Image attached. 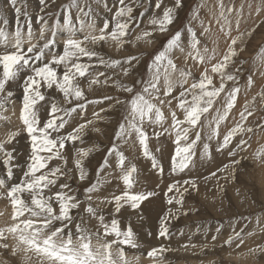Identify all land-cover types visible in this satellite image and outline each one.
Segmentation results:
<instances>
[{"label":"snow or ice","instance_id":"snow-or-ice-1","mask_svg":"<svg viewBox=\"0 0 264 264\" xmlns=\"http://www.w3.org/2000/svg\"><path fill=\"white\" fill-rule=\"evenodd\" d=\"M16 2L17 0H10L13 6ZM55 2L56 0H39L41 11H45L50 3L55 4ZM99 2L100 0H97V3ZM116 2L120 7L116 8L112 17L115 21L114 28L110 27L108 21L97 28L93 21L87 24L88 31H85V18L90 16L91 6L88 5L89 10L85 12L79 7L77 0H72L71 7L77 8V11L82 14L76 17L80 23L79 28L73 25L70 6L64 5L63 10L66 15L63 23L57 18L55 12L48 13L49 17L54 18L51 26L43 16H40L37 22L43 21V23L37 35L29 20L26 30L17 27L11 50L0 52V127L4 128V139L0 140V161L6 169L5 175L0 177V199L8 201L11 207V223L0 228V250L7 252L11 249L12 256L23 253L24 264H32L33 260L35 264H132L128 250H139L143 244L138 241L131 224L122 229L115 215L122 210L136 212L145 201L156 196L157 192L155 190L133 191L137 183L138 169L135 163L129 161L121 148L124 145L134 148L138 144L143 157L150 160L152 169L156 170L161 179L164 177L163 165L149 148L150 136L144 128L145 122L159 126L160 130L156 131L154 128L152 133L156 139L162 135L174 136L175 150L169 170L172 176L184 173L186 170L191 171L195 168L197 159L212 160V149L208 142L203 143V151L197 156L196 146L204 140L216 139L218 144L215 151L218 153L227 149L228 156L232 158L230 163L204 177L205 180L217 179L218 192L225 191V186L219 183L220 179L229 183L236 179L237 166L243 159L235 158L237 150L246 152L250 146L251 135L257 130L264 131V124H258L255 127L244 126L255 112L254 107L250 108V104L255 103V97H253L251 102L245 101L243 110L239 113L240 120L228 129L220 140V125L229 118L236 107L238 96L242 94L238 74L243 72V62L232 71L228 69L230 65L236 63L235 58L238 54L245 50L238 45L243 42L245 35L250 37L251 31L255 29L248 33L240 32L243 5L237 11L234 5L229 7L224 4V0H217L218 15L214 16L215 24L219 26V31L223 33L228 43L222 59L212 63L216 60L217 50L215 47L210 49L202 39L211 32V21L208 27L204 26L203 20L200 21L202 31L199 34L189 24L186 31L190 38L186 40H182L183 32L177 31L167 41L164 49L152 58L148 65L147 80L141 77L133 84L112 83L111 86L117 91L128 93L130 98L121 100L118 97L108 96L104 99L112 101V108L121 104L128 105L129 111L123 121L118 124L114 134V141H119V144L114 142L108 149L103 163L96 172V182L84 189V200L71 194L70 184L66 182L58 184L59 180L69 176V173L73 171L67 168L68 158L62 154L61 150L68 144L82 142L85 130L96 121L102 120L101 112L105 111L103 108L100 112L94 111L95 119H87L73 127L71 131L63 132L73 114L83 116L89 104L102 102L88 99L82 87V81L86 82L88 91H92L94 86H108L113 78L102 71L94 73L93 68L121 67L123 77H128L131 74L133 62H138V57L134 55L124 58L123 61L119 59L105 61L99 56L95 46L111 43L117 51H120L127 44H131L132 47H136L141 41L151 44L154 31L167 32L168 26L173 23L176 9L182 6L181 0H175L173 6L163 7L161 16H154L149 20V24L154 26L153 31L145 30L135 34L134 39H128L132 24L138 20V17L133 16L134 9L126 3V0H116ZM163 4L164 0H158L155 8L161 9ZM104 6L107 8L106 2ZM248 6L252 7L251 4ZM15 11L19 17L21 10L15 8ZM261 11L260 7L256 8L257 15ZM233 12L237 14L234 27L232 20L229 19ZM143 15V13L140 14L141 17ZM193 19H199L198 12H194ZM136 27H139L138 23ZM233 31L237 35L233 36ZM0 37L7 42L8 37L2 29H0ZM59 42L63 43V54H54L52 50ZM212 43L216 42L212 41ZM4 46L7 48V43ZM176 52L181 54L186 52L183 63L188 65L190 59L193 62L192 66L178 67L173 58ZM82 58H87L89 63L81 62ZM94 59L97 64L91 63ZM124 64L128 67H123ZM259 64L260 67L247 76L246 90L253 87L255 83L253 77L257 71L264 76V70H262L264 69V49H261ZM192 68H199L198 78L195 77ZM176 73L178 78L174 79ZM100 77L105 78L101 80ZM190 78L193 82L185 87ZM217 79L218 83L214 82ZM161 81H163L162 84ZM15 82H20L22 88V106L17 117L22 128L8 127L11 124V116L16 115L15 110H11L10 115L5 114L9 112L6 105L14 103L11 100L14 92L10 85ZM177 89H179L178 96L174 95ZM51 90L60 94V101L50 94ZM222 94H224L223 104L217 107ZM258 95L264 103V92ZM173 100L178 101L176 109L182 113L183 119L173 109L168 114L171 124L164 127L168 119L164 113V106L171 109ZM42 109L48 113V119L44 122L40 117ZM206 128L210 131L204 135ZM93 130L100 131L99 128H93ZM21 132L26 133L30 140V163L27 164V170L23 172V178L13 182L14 156L6 145L11 144ZM133 136H135L134 140ZM237 137L239 139H236ZM233 140H236L235 146L230 147ZM92 151V148L86 150L78 148L75 151L73 166L80 182L88 178L84 160ZM156 151L159 152L160 149L157 148ZM42 153L48 155H41ZM113 156L114 161L109 159ZM54 159L62 161L63 167L57 165L49 168V164ZM255 159L257 163L264 165V146L256 151ZM109 168L112 171L107 177L101 179V173ZM108 177L122 182L123 190L119 194H112L110 197L99 195L103 185L111 183ZM198 190L196 180L190 177L174 180L167 185L164 192L167 205L179 207L176 209L169 207L167 214L161 218L159 237L168 238L169 218H178L177 212L183 215L189 214L184 208V195ZM170 193L177 195H169ZM237 195H239L238 189ZM100 205L112 206L113 218L110 221H106ZM3 215L4 213L0 212V216ZM92 221H96L94 226L91 224ZM256 225L261 226L259 216L256 217ZM243 231V228L240 231H234L223 240L220 246L231 247L235 243L237 248L241 247L245 243ZM216 232L219 233L220 228H217ZM254 234L249 233V235ZM148 235L150 236L151 233ZM10 237L15 244H9ZM211 239L216 242L218 237L214 235ZM183 247L187 248L189 245H183ZM191 247L196 245L193 244ZM163 251L164 249L152 248L147 251L146 258L154 259L159 252ZM249 252H264V248L249 249ZM131 255L139 264L143 253L132 252Z\"/></svg>","mask_w":264,"mask_h":264},{"label":"rangeland","instance_id":"rangeland-1","mask_svg":"<svg viewBox=\"0 0 264 264\" xmlns=\"http://www.w3.org/2000/svg\"><path fill=\"white\" fill-rule=\"evenodd\" d=\"M105 2L107 3V8L104 6ZM157 2L158 0H126V3L134 9L133 16L138 17V20L132 24L128 39H134L135 34L145 30L153 31L154 26L149 24V20L154 16H161L163 7H171L175 4V0H164L162 8L156 9L155 4ZM181 2L182 6L176 9L173 23L168 26V31L163 33L154 31L153 42L151 44H146L143 41L138 42L136 47L127 44L120 51H117L111 43L97 44L95 46V50L105 61L117 59L123 61L124 58L134 55L138 57V62H133L131 74L128 77H123L121 67L114 69L106 67L93 68L92 71L94 73L102 71L113 78L108 86H94L92 91H88L86 82L82 81V87H84L88 99L102 102L89 104L83 116L73 114L63 132L67 133L71 131L73 127L87 119H95L93 117L94 111L100 112L102 108L105 111L101 112L102 120L96 121L94 125L89 126L85 130L82 142L77 141L74 145L68 144L65 149L61 150L62 154L68 158L67 168L73 169V171L69 173V176L59 180L58 184L63 182L70 184L71 194L76 195L80 200H84L85 198L84 189L91 183L96 182V172L103 163L108 149L112 147L114 142L119 144V141H114V134L118 124L123 121V118L129 111L128 105L121 104L112 108V101L104 99L108 96L113 98L118 97L121 100L130 98L128 93L117 91L115 87L111 86L112 83L133 84L141 77L147 80L149 78L148 65L151 63L154 55L164 49L167 41L177 31L183 32L182 40L190 38L186 31L189 24L199 34L202 31L200 28L201 20H203L205 27L209 26L210 21L212 24L211 32L202 37L210 49L215 47L217 50L216 60L212 61V63L221 60L225 54L228 43L214 20V16L218 15L217 0H181ZM77 3L85 12L89 10L88 5L91 6L90 16L85 18L86 25L94 21L97 28H99L105 21H108L110 27H115V21L112 17L116 8L120 7L116 0H100L99 3H97V0H77ZM71 4L72 0H56L55 4L50 3L45 11H41L39 0H17L15 6L10 4V0H0V29L4 31L6 36L11 34L14 36L17 27H22L26 30L28 21L30 20L33 31L38 35V30L43 23V21L37 22L40 16H43L48 21L49 26H51L54 18L49 17L48 13L55 12L57 18L63 23L66 15V12L63 10L64 5L70 6L73 25L78 28L80 27V23L76 17L82 14L77 11V8L71 7ZM224 4L229 7L234 5L237 11L243 5L240 32L248 33L252 29H255V31H251L250 37L245 35L243 42L238 45V47H244L245 50L238 54L235 58L236 63L230 65L228 69L232 71L243 62V72L238 74L242 94L238 96L236 107L229 115V118L220 125V140H222L227 130L240 120L239 113L243 110L245 101L251 102L253 97H255V103L254 105L250 104V108L254 107L255 112L253 116L248 118L244 126L255 127L258 124H264V103L261 102L258 95V93L264 92V76H261L259 71H257L253 77L255 83L250 90H246L245 83L247 76L254 69L260 67L259 56L261 49H264V0H224ZM249 4L252 5L251 8H249ZM200 5L204 6L199 7ZM257 7L262 9L259 15L256 14ZM15 8L21 10L19 17H17ZM194 12L199 13V19H193ZM141 13L144 14L142 17L140 16ZM236 18V12H233L229 16V19L233 22V27L235 26ZM4 21H7V23H4ZM137 23L139 27H136ZM232 35L235 36L237 33L233 31ZM212 41L216 43L214 44ZM5 43L7 42L4 41L3 37H0V52L11 50V45L7 44L8 47L5 48ZM187 50L186 48V52ZM52 51L54 54H63V43L59 42ZM186 52L184 54L179 52L174 53L173 58L178 67L185 68L192 66L193 62L190 59L188 65H184L183 63ZM176 57L179 58L177 59ZM81 62L89 63L87 58H82ZM91 63L97 64V61L94 59ZM123 67H128V65L124 64ZM192 71L195 77L198 78L200 75L199 68H192ZM104 78L100 77L101 80ZM173 78H178V73ZM192 82L190 78L185 87H188ZM214 82L218 83V79ZM162 83L163 81H161ZM229 86H231V83H229ZM10 87L14 92L11 98L14 103H8L6 107L9 111L16 110V114L19 115V109L22 106V88L20 82L12 83ZM137 88L139 90V86ZM178 92L179 89L174 92V95L178 96ZM50 94L57 97L58 101H60V94L55 92V90H51ZM223 95H221L216 105L217 107L223 104ZM177 103V100H173L171 109L166 105L164 106V113L168 117L164 127H168L171 124V118L168 114L173 109L183 119L182 113L176 109ZM65 106L67 107V105ZM40 117L42 122L46 121L48 119L47 111L42 109ZM209 119H211V115H209ZM8 127L22 128V125L17 119L11 120V124ZM93 128H99L100 131L96 132ZM144 128L150 136L148 141L150 150L164 167V177L161 179L157 175L156 170L152 169L150 160L143 157L138 144L134 148L129 147V145H124L121 148L129 158V161L135 163L138 169L136 174L137 183L133 191L155 190L157 192L156 196L145 201L136 212L122 210L121 213L115 215L122 229L126 228L129 223L131 224L134 232L137 234L138 241L143 244V247L139 250H128L129 259L132 260V264H137L131 255L132 252L143 253L140 256L139 264H264V252H249V249L264 248V165L257 163L255 159L256 151L261 146H264V131L257 130L251 135L250 146L246 152L237 150L235 158L243 159L241 164L237 166L236 179L231 183L220 179L219 183L225 186V191L218 192L217 179L205 180L204 177L209 176L211 172L216 171L225 164H229L232 158L228 156L227 149L219 153L215 151L218 144L216 139L212 141L204 140L198 143L195 149L197 156H199L203 151V143H210L213 157L211 161H200L197 159L196 166L191 171L186 170L184 173L172 176L169 174V170L171 157L174 155L175 150L173 143L174 136L162 135L159 139H156L152 133L154 128L156 131H159V126L145 122ZM209 131L206 128L204 135ZM2 139H4V128L0 127V140ZM134 139L135 136H133ZM236 139H239V137ZM235 143L236 140H233L230 147H234ZM6 147L13 152L14 159L12 164L14 165L13 171L15 173L13 182H18L23 178V172L27 170V164L30 163V140L26 133L21 132ZM78 148L85 150L89 148L93 149L92 153L84 160L85 169L88 173V178L84 182L79 181L78 174L73 166V157ZM157 148L160 149L159 152L156 151ZM41 155L47 156L48 154L42 153ZM109 159L114 161L115 157L113 156ZM57 165L63 167V162L54 159L49 164V168ZM111 171L112 169L109 168L101 173V179L107 177ZM5 173L6 169L2 161H0V177H3ZM189 177L194 178L199 186L198 191H190L184 195V208L188 210L189 214L183 215L181 212H177L178 218H169L167 221V227L169 228L168 238L159 237L161 218L167 214L169 207H173L174 209L179 207L177 205H167L166 197L164 196L167 185L174 180ZM108 178L111 179V183H105L99 195L110 197L112 194H119L123 190L122 182L111 177ZM237 189L239 190V195H237ZM169 195L177 194L170 193ZM0 207L5 214L0 216L5 221V224L0 223V228H3L11 223V207L8 201L4 199H0ZM100 209L102 214L105 215L106 221H110L113 218L112 206L100 205ZM81 214L83 213L81 212ZM257 216L261 219L260 227L256 225ZM91 224L94 226L96 221H92ZM217 228H220L219 233L216 232ZM241 228L244 229L242 236L245 241L241 247L237 248L235 243L231 247L227 245L220 246L224 239L232 235L234 231H240ZM149 233H151L150 236L148 235ZM249 233L255 234L249 235ZM214 235L218 237L216 242H213L211 239ZM8 242L9 244H15V241L11 237ZM193 244L196 247H191ZM183 245H189V247L185 248ZM152 248L164 249V251L159 252L154 259L146 258L147 251ZM10 253L11 249L7 252L0 250V264H5V262L7 264H24L23 253H18L16 256H12ZM32 264H35L34 260Z\"/></svg>","mask_w":264,"mask_h":264},{"label":"bare ground","instance_id":"bare-ground-1","mask_svg":"<svg viewBox=\"0 0 264 264\" xmlns=\"http://www.w3.org/2000/svg\"><path fill=\"white\" fill-rule=\"evenodd\" d=\"M78 28H79V27H78ZM85 31H88L87 25L85 26ZM7 37H8V39H7V44H8V45H11L14 36L11 34V35H9V36H7ZM15 112H16V110H15ZM10 113H11V111L7 112L6 115H10ZM17 117H18L17 114L11 116V120H12V121L17 120ZM0 210H1V207H0ZM1 212H2V210H1ZM4 215H5V214H4ZM7 217H8V216H7ZM0 219H1V220H0V223L5 224L4 218L2 217V218H0ZM134 260H135V259H134ZM134 262H136V261H134Z\"/></svg>","mask_w":264,"mask_h":264}]
</instances>
